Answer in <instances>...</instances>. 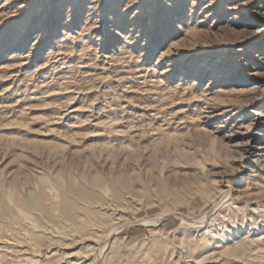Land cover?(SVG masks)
Segmentation results:
<instances>
[{"label": "rangeland", "instance_id": "1", "mask_svg": "<svg viewBox=\"0 0 264 264\" xmlns=\"http://www.w3.org/2000/svg\"><path fill=\"white\" fill-rule=\"evenodd\" d=\"M0 264H264V0H0Z\"/></svg>", "mask_w": 264, "mask_h": 264}]
</instances>
